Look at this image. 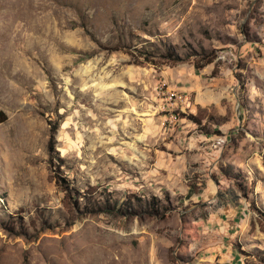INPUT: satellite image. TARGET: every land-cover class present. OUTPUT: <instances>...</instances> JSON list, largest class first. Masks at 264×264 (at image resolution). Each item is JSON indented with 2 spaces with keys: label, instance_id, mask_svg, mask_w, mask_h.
<instances>
[{
  "label": "rangeland",
  "instance_id": "obj_1",
  "mask_svg": "<svg viewBox=\"0 0 264 264\" xmlns=\"http://www.w3.org/2000/svg\"><path fill=\"white\" fill-rule=\"evenodd\" d=\"M0 109V264H264V0H0Z\"/></svg>",
  "mask_w": 264,
  "mask_h": 264
},
{
  "label": "built area",
  "instance_id": "obj_2",
  "mask_svg": "<svg viewBox=\"0 0 264 264\" xmlns=\"http://www.w3.org/2000/svg\"><path fill=\"white\" fill-rule=\"evenodd\" d=\"M166 97L169 105V113L166 114L167 118L170 121H176L178 112L185 111V107L188 106L189 96L182 91L167 90Z\"/></svg>",
  "mask_w": 264,
  "mask_h": 264
},
{
  "label": "trees",
  "instance_id": "obj_3",
  "mask_svg": "<svg viewBox=\"0 0 264 264\" xmlns=\"http://www.w3.org/2000/svg\"><path fill=\"white\" fill-rule=\"evenodd\" d=\"M7 119V115L5 114V112L4 111H2L1 109H0V122H3V121H5ZM63 180V179H62ZM217 180V179H216ZM64 181V180H63ZM68 188H69V186H68ZM78 193H80V192H78ZM86 194H87V192H85Z\"/></svg>",
  "mask_w": 264,
  "mask_h": 264
}]
</instances>
